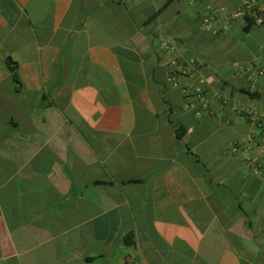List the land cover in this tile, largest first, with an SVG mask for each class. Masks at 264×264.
<instances>
[{
    "label": "crops",
    "instance_id": "crops-1",
    "mask_svg": "<svg viewBox=\"0 0 264 264\" xmlns=\"http://www.w3.org/2000/svg\"><path fill=\"white\" fill-rule=\"evenodd\" d=\"M247 6L0 0V264H264V118L233 109L264 113ZM196 86L213 114L184 109Z\"/></svg>",
    "mask_w": 264,
    "mask_h": 264
},
{
    "label": "built area",
    "instance_id": "built-area-1",
    "mask_svg": "<svg viewBox=\"0 0 264 264\" xmlns=\"http://www.w3.org/2000/svg\"><path fill=\"white\" fill-rule=\"evenodd\" d=\"M191 3L206 2L207 0H189ZM247 15L254 23L264 25V1L259 5H254L250 0H247ZM239 18L238 12H229L223 8L216 7L213 3L208 2L206 4V15L203 18L202 24L204 28L212 33H218L220 31H228L232 24ZM161 48L172 54L171 63L177 64L178 54L176 43L171 39H165L161 42ZM257 74L264 76V65H259L257 68ZM191 76L192 72L186 67H181L172 73H169L168 79L175 85H180V76ZM211 93L199 86L194 87L192 92L187 93V100L184 103V109H193L197 116H203L206 114H213L211 105ZM225 101V100H223ZM233 109L241 114L248 116L252 120L261 121L264 118V113L257 112L252 108H240L234 106ZM253 138L251 136L245 137L241 140L235 141L232 145V150L238 152L241 146L246 148L250 147V143Z\"/></svg>",
    "mask_w": 264,
    "mask_h": 264
},
{
    "label": "trees",
    "instance_id": "trees-1",
    "mask_svg": "<svg viewBox=\"0 0 264 264\" xmlns=\"http://www.w3.org/2000/svg\"><path fill=\"white\" fill-rule=\"evenodd\" d=\"M248 20H249V23L247 24L246 29H249L251 27V25L253 24L252 19L248 18Z\"/></svg>",
    "mask_w": 264,
    "mask_h": 264
}]
</instances>
